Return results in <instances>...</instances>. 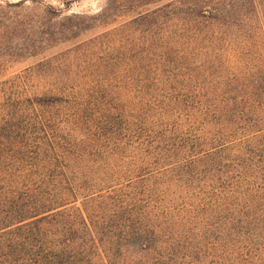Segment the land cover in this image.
<instances>
[{"label":"trees","instance_id":"trees-1","mask_svg":"<svg viewBox=\"0 0 264 264\" xmlns=\"http://www.w3.org/2000/svg\"><path fill=\"white\" fill-rule=\"evenodd\" d=\"M245 1L135 14L125 79L47 61L0 82V264H264V9Z\"/></svg>","mask_w":264,"mask_h":264},{"label":"rangeland","instance_id":"rangeland-1","mask_svg":"<svg viewBox=\"0 0 264 264\" xmlns=\"http://www.w3.org/2000/svg\"><path fill=\"white\" fill-rule=\"evenodd\" d=\"M22 1L0 0V82L42 62L45 67L47 61L53 68L60 67L70 80L85 82L94 71L105 72L106 64L115 67L109 72L125 79L122 64L134 62V36L122 29V24L137 13L174 0H117L114 4L112 0H27L15 7ZM150 1L153 3L147 6ZM252 2L245 1L250 12L256 7ZM258 2L264 9V0ZM108 6L109 14L102 16ZM45 8L55 15H46ZM42 20L49 21L56 31L44 44L38 34ZM30 43L34 47H28Z\"/></svg>","mask_w":264,"mask_h":264}]
</instances>
